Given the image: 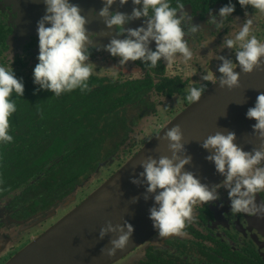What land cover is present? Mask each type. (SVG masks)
<instances>
[{
    "label": "flooded vegetation",
    "instance_id": "obj_1",
    "mask_svg": "<svg viewBox=\"0 0 264 264\" xmlns=\"http://www.w3.org/2000/svg\"><path fill=\"white\" fill-rule=\"evenodd\" d=\"M24 1L14 4V7H0V64L7 65L12 56L14 62L11 67L16 77L33 82V69L38 63L39 54L37 25L32 28L30 23L33 25V21L22 20L21 23L22 18L17 11L32 9L31 6L39 9L45 5L43 0H30L29 4ZM71 2L78 4L82 11L92 12L91 17L88 14L85 16L90 17L87 24L89 35L99 33L98 38L89 45L93 62V75L89 80L92 90L89 93H94L93 98L99 106L102 120L96 127V137L101 140V150L105 154L96 160L97 165L95 163L88 173L81 175L73 187H38L39 178L7 194L0 193V264H6L80 206L176 116L194 104L185 99L186 90L192 82H198L193 86L206 84V91L215 85L211 81H200V76L209 70L219 75L216 72L220 63L216 60L218 55L235 60L234 50L224 49L221 45L226 35H234L238 24L246 19L245 11L254 15V34L264 41V13L251 7L242 9L236 0H232L236 10L231 19L236 24L231 19L225 20L224 29L217 32L208 24V20L211 15H218L219 9L229 0H180L185 6L184 11L192 17L193 24L202 28L198 33L186 37L193 58L187 63L178 58L171 66L161 61L155 68L146 67L140 61H130L120 66L119 57L114 58L98 50L116 35V30H108L97 14L103 7L101 0ZM176 2L171 0L172 6L175 7ZM133 7L129 0L123 7L114 4L110 11L130 15ZM142 23L143 19L133 21L125 28H137ZM13 36L15 39L10 45ZM208 40H212L208 47L201 48L200 45ZM151 47L155 49L154 42ZM113 73H117V76L114 77ZM78 93L84 95L79 90ZM87 98L84 97L86 102ZM85 101H79L80 105H85ZM101 123L110 126L112 132L101 135ZM86 132L92 134V126H88ZM103 165L106 168L102 175L94 178ZM78 188L77 197L64 205L65 200ZM219 196L218 201L208 205H194L196 217L184 229L186 236L161 238L156 233L115 264H264V218L232 214L227 191L220 188ZM259 201H264V193L257 195Z\"/></svg>",
    "mask_w": 264,
    "mask_h": 264
},
{
    "label": "clouds",
    "instance_id": "obj_2",
    "mask_svg": "<svg viewBox=\"0 0 264 264\" xmlns=\"http://www.w3.org/2000/svg\"><path fill=\"white\" fill-rule=\"evenodd\" d=\"M236 2L242 9L251 7L264 13V0ZM43 3L46 11L37 22L39 54L33 69V83L37 91H49L57 97L75 90L90 92L93 62L89 45L99 33L89 35L87 18L82 15L80 6L71 0H43ZM101 3L103 7L97 14L108 30H116V35L98 50L107 52L111 57H119L120 66L140 61L146 67L155 68L161 61L171 66L178 58H182L184 63L193 58L186 37L202 28L193 24L192 17L184 11L185 6L180 0L175 7L171 0H131L134 7L130 15L110 11L114 4L123 7L129 0H101ZM235 10L236 5L229 0L219 9L218 15L210 14L208 24L220 32L225 27V20L231 19ZM245 17L234 35L227 34L221 45L224 49L234 50L235 60L216 56L220 62L216 69L219 75L209 70L200 76V81H211L220 88L231 90L239 86L240 73L250 74L264 68V41L254 34V15L245 11ZM141 19V26L125 28ZM211 41L202 43L201 48H207ZM153 42L154 50L151 47ZM13 62L11 56L7 65L0 64V145L13 142L10 117L17 111L13 95L23 97L25 91L23 79L17 78L11 67ZM113 76L116 77L117 73ZM197 83L192 82L186 90L185 99L189 103L200 101L207 90L206 84L193 86ZM246 119L255 121L252 127L261 141L259 148L245 151L235 143L234 132H217L201 144L210 153L206 159L224 177L221 184L212 188L201 183L193 172L185 170L186 165L191 163V157L186 154L183 133L178 125L167 128L163 135L157 137V140L168 143L171 156L159 159L149 156L142 160L139 177L132 178L130 182L145 187V201L149 198L153 200L149 219L159 237L186 236L184 229L196 217L194 205L218 201L220 188L228 193L232 214L264 218V201L257 202V195L264 193V92L257 96L254 107L247 110ZM133 203H138V198H134ZM133 234L134 227L127 221L117 225L107 223L100 229L98 239L104 240L109 235L115 238L109 240V247L101 248V254L112 257L125 249Z\"/></svg>",
    "mask_w": 264,
    "mask_h": 264
},
{
    "label": "water",
    "instance_id": "obj_3",
    "mask_svg": "<svg viewBox=\"0 0 264 264\" xmlns=\"http://www.w3.org/2000/svg\"><path fill=\"white\" fill-rule=\"evenodd\" d=\"M24 0H0V7ZM29 4L30 0H26ZM24 3H26L24 1ZM27 7V6H26ZM20 11L22 20L37 22L45 15L46 9L34 8ZM16 9V8H15ZM17 11V10H16ZM92 16V12L82 11V15ZM90 17H86L87 20ZM15 36V35H14ZM11 37L12 45L15 37ZM239 72V68L236 69ZM264 92V68L250 74L240 73L239 86L231 90L213 85L204 93L200 101L192 104L180 113L155 138L128 161L112 178L96 189L80 206L75 208L42 236L32 241L6 264H115L125 258L134 249L150 240L157 232L149 219V209L153 200H144L145 187L132 184V178H138L142 169L139 163L149 156L159 159L171 156L166 141L157 137L167 128L179 126L183 133L186 154L191 163L185 170L193 172L201 183L209 188L219 184L224 177L219 175L213 163L206 157L210 153L201 147L203 141L217 132H234L235 143L245 151L259 148L261 141L253 133L254 120L246 119V112L254 107L257 96ZM106 165L100 166L94 178L102 175ZM93 178V179H94ZM82 188V187H80ZM79 188L65 200L69 204L77 197ZM138 198V203L133 199ZM125 221L134 227V234L128 246L112 257L101 254V248L109 247V235L99 240L101 228L111 222L113 225Z\"/></svg>",
    "mask_w": 264,
    "mask_h": 264
},
{
    "label": "trees",
    "instance_id": "obj_4",
    "mask_svg": "<svg viewBox=\"0 0 264 264\" xmlns=\"http://www.w3.org/2000/svg\"><path fill=\"white\" fill-rule=\"evenodd\" d=\"M23 82V97L13 95L17 105L10 117L13 142L0 145V193L7 194L39 178L38 187H73L100 156L102 143L96 137V127L102 118L94 93L76 94L75 90L57 97L49 91H37L29 80ZM84 97H88L87 102ZM70 98L78 102L65 105ZM79 101L86 102V112H80ZM88 126H92V134L86 132Z\"/></svg>",
    "mask_w": 264,
    "mask_h": 264
},
{
    "label": "rangeland",
    "instance_id": "obj_5",
    "mask_svg": "<svg viewBox=\"0 0 264 264\" xmlns=\"http://www.w3.org/2000/svg\"><path fill=\"white\" fill-rule=\"evenodd\" d=\"M17 12L20 13V10L17 11ZM20 15H21V14H20ZM21 23H22V19H21ZM30 26H32V28H33L32 23H30ZM17 33H18V32H17ZM75 99H76V97H75ZM75 99L70 98L69 100H66V101L64 102V104L67 105V106H73L75 103L78 102V100H75ZM79 110H81L80 112H86V111L88 110V106L82 104V106L79 108ZM78 113H79V112H78ZM78 115H79V114H77L76 118L78 117ZM101 129H102V133L100 132V134L103 135V136H106L107 134H109L110 132H112V129H110V126H106V125H104V124H102V123H101ZM100 131H101V130H100ZM104 154H105L104 151H103V150H100V156H96V159H94V161L98 160V159L101 157V155H104ZM100 185H101V184H99V186H100ZM99 186H97V187H99Z\"/></svg>",
    "mask_w": 264,
    "mask_h": 264
}]
</instances>
